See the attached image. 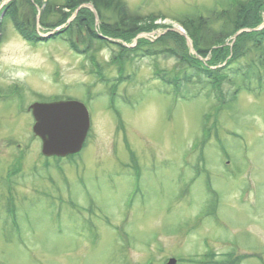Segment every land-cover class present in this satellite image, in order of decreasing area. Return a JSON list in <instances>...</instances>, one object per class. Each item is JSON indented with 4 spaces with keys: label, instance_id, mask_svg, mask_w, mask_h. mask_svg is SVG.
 I'll use <instances>...</instances> for the list:
<instances>
[{
    "label": "rangeland",
    "instance_id": "rangeland-1",
    "mask_svg": "<svg viewBox=\"0 0 264 264\" xmlns=\"http://www.w3.org/2000/svg\"><path fill=\"white\" fill-rule=\"evenodd\" d=\"M5 1L0 264H164L169 257L178 264H232L234 257L235 264H264V61L250 51L227 67L222 90L227 97L239 87L233 100L218 102L199 79L176 97L161 79L175 60L154 43L181 25L179 18L208 17L232 0H121L140 19L128 39L106 34L89 2L64 9L66 22L56 29L81 16L109 38L84 36L76 44L82 48L87 38V52L73 50L65 35L51 38L53 27L36 26L42 40H24L10 19L1 21ZM51 1L55 10L63 2ZM42 5L36 0L38 13ZM263 21L264 3L256 26L240 31L246 36H231L206 56L177 31L188 56L215 69L225 64L216 48L246 52L249 33ZM58 98L82 101L90 115L85 147L71 161L42 158L31 132L28 105Z\"/></svg>",
    "mask_w": 264,
    "mask_h": 264
},
{
    "label": "trees",
    "instance_id": "trees-1",
    "mask_svg": "<svg viewBox=\"0 0 264 264\" xmlns=\"http://www.w3.org/2000/svg\"><path fill=\"white\" fill-rule=\"evenodd\" d=\"M37 2L43 4L38 20L36 19L38 11L34 7L36 0L35 2L31 0H12L5 5V12L1 21L4 22L6 19H10L14 29L25 40L29 42H38L42 40V37L36 33L35 29L37 23L42 28H54L66 22L67 15L61 14L64 9L70 11L76 10L80 5L89 2L96 10L102 25V30H104L106 34H110V36L113 37L128 39L138 30L137 25L140 19H134L135 16L127 10L125 4L121 0H63L58 10H55V6L51 0H37ZM263 3L264 0H232L229 2L228 6L222 8L220 12L212 11L208 17L203 18L201 15L194 17L193 15L179 18L177 21L184 27L193 43L196 53L200 56H206L213 46L222 44L223 41L233 36L237 31L246 27L256 26L253 20L258 16V12L262 9ZM80 12L82 13V10ZM54 13L59 15L58 19H52ZM85 23V18L81 16L77 17L74 21L72 20L63 31L53 35L52 38L65 35L72 49L82 50L84 52H87L89 49L90 44L88 39L91 40V36L98 39L101 43H106V39L97 36L96 33L92 32L93 30L88 28V24L86 23V26ZM216 23H218V25L214 27L213 25ZM101 33L104 35L103 32ZM249 35L247 39L248 44L245 45V48H247L246 52H241L242 49H240L238 45H234V52H231L227 47L221 46L220 48H216V57H218V61L221 60L220 63H222L225 60V64L221 67L212 69L209 68L211 64L204 65L201 64L198 59L194 60L189 57L182 37L176 32L168 31L158 37L154 43L163 48L161 52L164 54L170 51L172 53L171 57L174 58L176 65L175 68H171L170 75L163 70L161 79L172 86L174 95L177 96H183L187 91L193 90L189 86L199 79L204 80L205 84L209 83L210 90L215 94L218 102L224 103L222 101H226L227 99L233 100L240 88L236 87V90H234L232 94H227V97H225L222 84L229 81L226 72V69H228L227 67L235 62L240 63V61L249 58L248 55L250 51L258 53L255 57H257L261 63L264 61V46L262 45L264 29L254 31L249 33ZM84 36L87 38L89 36L88 39L85 38L87 42L82 48L77 47L76 43H84ZM237 36L235 41L246 36V33L241 32L239 36ZM110 43L116 44V46H119L122 50L125 49L124 46L115 42ZM166 43L172 44L168 45L171 47L167 48ZM145 45H148V43L140 44V47ZM133 49L130 48L128 51ZM213 61H215V59H213ZM250 62L251 59H249V62L246 64L250 65ZM237 260H239V258L234 257L233 260L228 262L235 264ZM224 263L226 262L222 264Z\"/></svg>",
    "mask_w": 264,
    "mask_h": 264
},
{
    "label": "water",
    "instance_id": "water-1",
    "mask_svg": "<svg viewBox=\"0 0 264 264\" xmlns=\"http://www.w3.org/2000/svg\"><path fill=\"white\" fill-rule=\"evenodd\" d=\"M35 124L33 132L42 141V153L46 156H66L77 152L89 128V116L85 106L76 100L35 102L30 105ZM166 264H176L171 258Z\"/></svg>",
    "mask_w": 264,
    "mask_h": 264
}]
</instances>
